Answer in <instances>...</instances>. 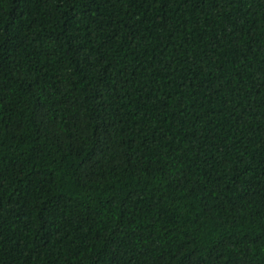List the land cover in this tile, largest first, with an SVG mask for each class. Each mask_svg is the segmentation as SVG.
Masks as SVG:
<instances>
[{"label":"trees","instance_id":"16d2710c","mask_svg":"<svg viewBox=\"0 0 264 264\" xmlns=\"http://www.w3.org/2000/svg\"><path fill=\"white\" fill-rule=\"evenodd\" d=\"M0 264H264V0H0Z\"/></svg>","mask_w":264,"mask_h":264}]
</instances>
